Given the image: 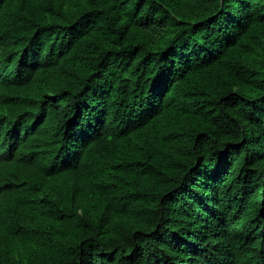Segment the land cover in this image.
Masks as SVG:
<instances>
[{"label":"trees","instance_id":"16d2710c","mask_svg":"<svg viewBox=\"0 0 264 264\" xmlns=\"http://www.w3.org/2000/svg\"><path fill=\"white\" fill-rule=\"evenodd\" d=\"M0 264H264V0H0Z\"/></svg>","mask_w":264,"mask_h":264}]
</instances>
